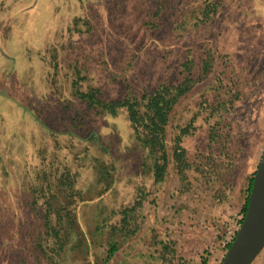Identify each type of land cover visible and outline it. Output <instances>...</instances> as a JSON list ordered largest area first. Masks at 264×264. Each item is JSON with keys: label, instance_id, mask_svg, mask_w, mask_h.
Wrapping results in <instances>:
<instances>
[{"label": "rangeland", "instance_id": "obj_1", "mask_svg": "<svg viewBox=\"0 0 264 264\" xmlns=\"http://www.w3.org/2000/svg\"><path fill=\"white\" fill-rule=\"evenodd\" d=\"M211 1L219 11L202 23ZM209 48L214 68L175 105L168 125L170 145L188 128V182L170 147L169 173L155 182L126 113L98 115L75 90L95 87L110 100L177 82L183 62L193 58L198 71ZM221 98L232 107L211 112L205 100ZM263 152L264 0H0V264H105L109 229L100 235L97 222L142 196L140 231L118 237L107 264H157L164 244L172 251L159 264H221ZM207 157L222 160L223 184L194 172ZM112 159L115 181L104 192L96 176ZM64 167L83 192L76 206L86 239L41 253L33 202L42 203L38 188ZM252 264H264V249Z\"/></svg>", "mask_w": 264, "mask_h": 264}, {"label": "trees", "instance_id": "obj_2", "mask_svg": "<svg viewBox=\"0 0 264 264\" xmlns=\"http://www.w3.org/2000/svg\"><path fill=\"white\" fill-rule=\"evenodd\" d=\"M218 11L219 5L216 1L207 3L203 10L202 23L211 20L214 15H217ZM212 50L211 48L206 50L207 56L203 59L198 71L192 72L193 67L196 66L193 58L184 61V67L179 72V76L182 75V78L177 82L163 80L150 89L144 87L140 92L128 88L125 96L110 100L102 98L100 96V90L95 87L86 91L79 88L75 90L77 97L87 102L88 106L98 110V115L103 114L116 117L121 111L126 113V119L135 134L139 147L145 152L146 158H150L151 160L150 169L153 181L155 182L162 183L166 180L169 173L171 160L169 147L172 151V163L175 165L181 183L186 184L188 182V170L192 169L193 163L189 161V155L181 145L182 136L188 134V128H183L180 135L176 136L173 144L170 145L167 139L168 125L175 105L194 88L196 83L202 81L214 68L215 57ZM224 58L227 60L230 59L228 56H224ZM227 60L219 62L218 66L224 67L228 63ZM223 73L225 71L221 70L220 74ZM74 83L76 85V81ZM205 101L208 102L209 109L213 113L218 110L221 112L223 109L221 108L222 106L227 111L229 109L228 107H232L229 104L231 101L227 99H218L216 104L210 102L208 99ZM215 135L218 134L211 132L210 140H214ZM97 161L99 160L97 159ZM221 161L220 158L212 159L211 157H207L202 162L194 163V172L201 174V177L213 186L215 185V181L222 182L224 180L221 178ZM107 162H103L100 169L98 165H95V168L99 169L96 176L98 182H105L108 185L104 189V192L110 190L115 181V177L110 173V170L115 167L114 161L112 159ZM64 169L57 178H53L52 181L48 180L46 185L44 184L41 189L38 188V191L41 190L40 197L43 200L42 203H38L37 201L33 202L36 206H39L38 211L41 214L42 232L39 235L41 236L40 241H36V247L41 253H46L48 248H51L50 250L52 251L58 250L52 247L58 244L63 249L66 241L73 243L75 239L77 240L74 246L77 247V245L84 243L83 239H86V236L78 230V227H80L77 215L78 204L76 206V203L85 201L83 192L76 186V174H72L68 168L64 167ZM254 174L255 171L249 177V182L245 190V196L241 206L243 216L246 213ZM144 199L142 196L136 199L133 204L123 207L121 210H112L111 215L103 219L101 218L97 222L96 231L97 233L101 231L100 235L103 236L105 228L109 229L106 241L107 252L103 258L105 264L120 249V240H118V237H122V242H125L127 239L136 236L140 231L141 226L136 213L143 206ZM113 214L114 218L112 219ZM62 232L64 233L63 240L61 239ZM163 249L164 252L172 251H168L170 248L166 244H164ZM202 263L206 264V259H203Z\"/></svg>", "mask_w": 264, "mask_h": 264}, {"label": "water", "instance_id": "obj_3", "mask_svg": "<svg viewBox=\"0 0 264 264\" xmlns=\"http://www.w3.org/2000/svg\"><path fill=\"white\" fill-rule=\"evenodd\" d=\"M264 249V152L253 176L247 209L221 264H252Z\"/></svg>", "mask_w": 264, "mask_h": 264}, {"label": "built area", "instance_id": "obj_4", "mask_svg": "<svg viewBox=\"0 0 264 264\" xmlns=\"http://www.w3.org/2000/svg\"><path fill=\"white\" fill-rule=\"evenodd\" d=\"M244 216L241 217V219L238 221V228L237 230H235V232L232 233V235L229 237V240L227 241V246L230 245L232 243V241L235 239L238 230L241 227L242 221H243Z\"/></svg>", "mask_w": 264, "mask_h": 264}, {"label": "crops", "instance_id": "obj_5", "mask_svg": "<svg viewBox=\"0 0 264 264\" xmlns=\"http://www.w3.org/2000/svg\"><path fill=\"white\" fill-rule=\"evenodd\" d=\"M161 251H163L164 252V249H161ZM160 251V252H161ZM161 253V256H159L160 258H157L158 259V261L156 262L157 264H159V262H161V263H163V261L165 260V258H164V253ZM156 257V256H155Z\"/></svg>", "mask_w": 264, "mask_h": 264}]
</instances>
